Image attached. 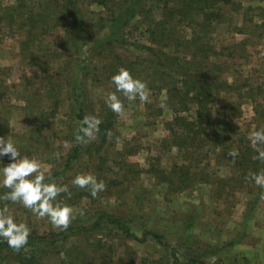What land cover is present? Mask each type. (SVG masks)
Listing matches in <instances>:
<instances>
[{
  "label": "trees",
  "instance_id": "trees-1",
  "mask_svg": "<svg viewBox=\"0 0 264 264\" xmlns=\"http://www.w3.org/2000/svg\"><path fill=\"white\" fill-rule=\"evenodd\" d=\"M140 1L15 0L11 5H4L0 0V46L4 37L15 40L19 64L25 70L35 71L31 76H24L21 83L13 87L7 84V71L0 68V137L11 140L20 153L32 151V154L43 158H55L56 149L52 146L59 148L54 139L59 140L58 115L64 108L73 122V127L72 124L67 126L69 150L64 156L63 170L47 178L46 182L53 183L57 178L66 176L73 164L89 156L95 159L94 176L105 184L103 194L115 199L122 194L132 195L137 200L130 182L136 180L143 170L128 162L130 152L123 155L112 148L117 139V134H114L116 113L106 106L105 100L90 104L87 98L79 97L84 94L88 84L82 80V76L88 77L91 67L86 65L84 49L92 47L88 55L100 59V64L93 68L96 72L94 82L97 76V82L113 92L115 89L110 78L124 68L134 78L147 84L150 95L160 98V102H155V115H162L165 110L171 114V122L165 124L168 137L162 141L161 151L174 153L179 162L171 163L166 168L156 158L143 174L156 179L169 195L181 194L196 185H216L218 196L249 189L252 181L250 175L264 173V160L254 159L257 152L244 133L235 135L238 176L222 178L210 170L213 146H225L233 129L226 122L231 120L226 111L234 108L240 116V104L233 103L232 97L237 94L242 100L245 94L243 84H230L221 75L214 74L216 71L222 73L218 66L210 69L206 66L211 65L213 60L225 57V52L227 59L234 58L237 49L241 53L239 59L244 60L245 41L218 47L211 39L219 28H230L234 24L237 26L235 32L244 35L247 12L251 9L243 8V4L237 0H155L151 6L141 10L139 19L135 21L138 28H145L148 44L128 43V40L116 35L110 42L95 48L94 39L112 27L107 25H118L117 13L124 8H134ZM61 33L63 39L57 37ZM251 92L254 90L251 89L249 94ZM259 94L260 90L246 97L255 100ZM117 95L123 105L129 103L119 93ZM96 111L100 124L95 140L90 144L75 141L74 134L83 118ZM254 111L253 121L256 126L261 125L264 109L256 103ZM15 113L28 121L27 130L17 134L11 128ZM215 117L221 125L218 122L215 126ZM208 145L212 148L205 152ZM109 156L117 159L114 162L122 172L121 179L104 176ZM219 156H216L217 160ZM8 159L7 156L0 158ZM69 188L68 193H61L57 197L59 203L74 207L93 198L88 188ZM102 193L99 194L101 197ZM58 198L64 199V202ZM3 206L0 203V208ZM74 217L67 230L54 234V240L29 236L28 244L18 252L9 248L7 243L0 242V264H45L49 261L67 264L69 252L57 250L58 242L64 244L69 237L87 238L89 234L102 233L106 238L121 237L139 243H145L148 237H152L166 246L161 235L144 232L143 239H139L131 231L136 225L135 211L126 212L115 207L95 208ZM194 222L195 218L191 217L187 228L192 229ZM87 253L90 255L86 254L87 257L80 264H114V258L108 256L112 249L107 250L103 240L97 241L96 246ZM172 258L174 264H179L173 249ZM200 263L204 264L196 259L188 262Z\"/></svg>",
  "mask_w": 264,
  "mask_h": 264
},
{
  "label": "rangeland",
  "instance_id": "rangeland-1",
  "mask_svg": "<svg viewBox=\"0 0 264 264\" xmlns=\"http://www.w3.org/2000/svg\"><path fill=\"white\" fill-rule=\"evenodd\" d=\"M1 1L4 5H11L15 0ZM154 1L142 0L134 8H124L117 13L116 22H119L118 25L109 23L107 26L112 27L94 39V47L98 48L105 42H110L116 35L117 38L122 36L128 40V43L148 44L145 28H138L135 21L139 19L141 10L151 6ZM237 1L243 4V8L251 9L247 12L245 34H237L235 32L237 26L234 24L230 28H219L211 40L215 41L214 43L218 47L245 41L246 54L243 55L244 60L239 59L241 53L237 49L234 58L227 59L225 52V57L213 60L211 65L206 66L210 69L216 65L220 71L222 70V73L216 71L217 73L214 72L215 75H221L230 84L237 82L238 86L239 84L244 85L245 99H239L236 94V97L233 96L231 100L233 103L238 102L240 104V116L235 113L234 108H229L226 111V114L231 116L230 122L227 120L226 122L233 128L230 130V137H228L231 138L230 141L228 139V143L222 147L214 145L212 148L211 145H208L205 148V152L209 148L213 150L210 170H214L222 178H231L238 174L235 160L238 155L235 147V135L241 132L248 137L251 131L258 130V128L264 129V119L260 118L263 123L258 126L253 121L256 114L254 111L256 103H259L264 109V0ZM90 10L92 11V9ZM238 23L239 20L236 24L238 25ZM255 25L256 27H254ZM57 37L63 39L62 33ZM91 50L92 47L84 49L86 65L91 67L88 71L89 78L85 75L82 76V80L88 84L84 94L79 97H85L91 102L90 104H93L98 100L104 101L110 92L97 82V76L96 82L93 81V76L96 75L93 68L98 63L100 64V59L89 56L88 52ZM17 54L16 41L8 36L4 37L0 46V68L7 71V84L13 87L18 86L24 76H31L35 73L33 70H25L19 64ZM91 62L95 64L92 65ZM251 89L254 92L249 94ZM259 90L260 94L255 100L247 99L246 96L259 93ZM160 101V98L149 93V102H129L124 105V111L121 114H116L117 125L114 134H117V139L112 148L123 153V155L130 152L128 162L143 171H147L149 164L156 158L166 168H169L171 163L179 162L174 153L165 154L161 151V143L168 137L165 124L171 122L172 118L168 110H165L162 115H155L154 108L157 107L155 102ZM89 116L97 118V111ZM215 119L217 122L215 126H217L219 121L217 117ZM70 122L68 112L63 108L58 115L60 133L58 132L57 137L59 140L54 139V143L59 148L55 145L52 146L53 149H56L55 158H43L32 154V151L21 152V156L37 160L40 163L41 171L45 173L46 179L64 168L65 157L69 150V140L66 136L68 133L67 126L72 124L73 127V122ZM219 124L221 125L220 122ZM11 128L15 134L24 132L28 128V121L15 113L12 116ZM94 140L87 142V144ZM261 150H264V147ZM230 152L236 153L234 158L229 156ZM215 154L216 156L220 154L219 160L216 159ZM114 160L117 159L109 156L104 176L109 179H121L122 172ZM10 162L9 159L0 160V166ZM93 162L95 159H91L89 156L83 157L75 165L73 164L66 176L57 178L53 183L58 186H66L68 190L69 187L75 189L72 180L76 175L91 174L94 176L92 171L95 163ZM206 162L207 160L203 165ZM143 171L136 180L130 182L133 184L132 192L135 193L136 191L135 194L138 196L137 200H134L132 195L124 196L123 194L119 198L116 196L118 199L108 198L99 192L95 197L71 208L74 215L95 208L110 207L120 208L126 212L135 211L136 225L131 231L139 239H143L144 232L161 235L166 246L161 245L152 237H148L145 243H139L121 237L106 238L102 233H93L94 235L89 234L87 238L82 236L80 238L69 237L64 244L58 242L57 250H62V252L68 250L69 262L80 264L79 262L87 257L86 254L90 255L87 251H91L96 246L97 241L103 240L107 250L112 249V253L108 256L114 258V264H174L172 249L175 250L179 264H188L193 259L204 264H264V188H260L251 181L247 190L227 192L218 196L216 185L213 187L196 185L181 194L169 195L164 186L158 185L156 179L143 174ZM8 191V189L0 188V203L4 205L2 208H8L7 214L14 217L16 222L27 224L31 230L30 236L54 240V234H58L62 230L53 228L47 218H37L20 204L2 199ZM100 193L103 197L99 195ZM58 199L60 202H64V199ZM191 217L195 218V222L192 229H188L187 224ZM66 258L68 259V255ZM45 264L59 263L49 261Z\"/></svg>",
  "mask_w": 264,
  "mask_h": 264
},
{
  "label": "clouds",
  "instance_id": "clouds-1",
  "mask_svg": "<svg viewBox=\"0 0 264 264\" xmlns=\"http://www.w3.org/2000/svg\"><path fill=\"white\" fill-rule=\"evenodd\" d=\"M110 83L114 85L115 90L107 95L105 104L118 115L124 111V105L117 93L129 102L136 100L141 103L149 102L147 84L138 78H134L124 68H120L110 78ZM99 124L100 120L96 117L85 116L78 131L74 134L75 141L89 142L94 140L99 131ZM247 139L257 152L254 159L264 160V150L260 148L261 145H264V129L251 131ZM235 155V152L229 153L232 158ZM5 156L11 162L0 166V188L9 191L4 194L2 199L20 204L37 218H47L53 228L67 230L72 219L75 218L73 209L59 203L57 197L61 193H68V188L46 182V175L41 171L40 163L37 160L21 156L20 151L11 140L0 137V158ZM250 178L257 186L264 188V173H252ZM72 184L80 189L88 188L93 197L105 190L104 182L98 181L91 174L76 175ZM7 213V207L0 209V242L7 243L9 248L18 252L28 244L31 230L27 224L16 222L14 217Z\"/></svg>",
  "mask_w": 264,
  "mask_h": 264
}]
</instances>
